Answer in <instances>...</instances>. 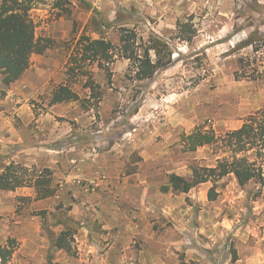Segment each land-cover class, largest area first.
<instances>
[{"label":"rangeland","instance_id":"374dc122","mask_svg":"<svg viewBox=\"0 0 264 264\" xmlns=\"http://www.w3.org/2000/svg\"><path fill=\"white\" fill-rule=\"evenodd\" d=\"M54 3L47 0L31 12L37 37L51 47L43 55H33L30 68L9 87L0 72V110L7 114L0 121V147L8 144L0 153V167L14 163L27 168L29 176L39 175L45 168L37 165L39 155L32 150L36 147L63 152L67 158L62 164L60 153L54 154L56 196L35 204L36 195L28 197L32 190L27 189L26 196H17L14 202L17 216L9 217L13 223L33 222L32 217H37L34 222L49 242L47 262L56 264L60 256L78 255L79 232L90 225L73 216L75 206H86L84 199L73 195L76 191L67 188L68 178L73 187L95 192L98 182L81 174L97 168L111 177H143L157 191H165L170 175L190 178L195 166L214 167L223 156L212 146L189 151L186 137L198 128L225 135L264 110V74L256 73L257 80L235 75L240 58L251 60L244 63L249 74L264 71V0H63L72 13L62 18L56 17L59 11ZM180 21L197 29L191 43L176 38ZM121 28L135 29L145 40L156 34L170 42L173 65L145 81L136 80L131 63L124 59L105 71L94 65L89 70L95 92L85 87L88 77L67 75L70 55L82 36L117 44ZM258 28L260 52L253 47L239 49ZM60 85H69L79 101L51 105ZM8 97L25 105L16 101L6 110L1 106ZM213 187L218 197L209 201ZM178 195L181 208L172 215L166 200L164 209L134 222L164 235V247L158 252L163 262L157 264H264V187L256 182L241 187L231 175ZM67 217L79 223L73 228L78 231L72 255L53 244L66 228L61 219ZM92 226L106 235L98 224ZM3 231L4 240L8 234ZM108 242L96 252L102 255ZM132 244L126 248L130 258L125 264H156L151 256L156 254L157 242L150 235L147 248L136 239ZM14 245L19 248L17 241ZM146 250L149 255H143Z\"/></svg>","mask_w":264,"mask_h":264},{"label":"trees","instance_id":"16d2710c","mask_svg":"<svg viewBox=\"0 0 264 264\" xmlns=\"http://www.w3.org/2000/svg\"><path fill=\"white\" fill-rule=\"evenodd\" d=\"M46 2L47 0H0V72L6 87L24 76L30 68L33 55H43L51 47L37 37V25L31 16L32 10ZM251 8L247 6V9ZM54 9L59 11L57 18L70 17L72 13L70 9L65 8L63 0H55ZM177 28L176 38L180 41L191 43L197 36V29L192 24L180 21ZM261 35L258 28L247 40L239 44V49L253 47L255 53L260 52V46L257 45L261 41ZM119 59L131 63L136 80L145 81L173 65L174 50L170 42L156 34L145 40L138 31L129 28L120 29V40L117 44L106 39L93 40L91 37L82 36L70 55L67 75L74 78L88 77L85 87L95 92L96 87L89 67L97 65L103 71L109 70ZM246 60L251 62L249 58L239 59L240 69L235 74L236 78L257 80V74L261 76L264 71L255 70V74H249L245 69L247 66L244 65ZM98 95L101 101L102 94ZM79 99V95L69 85H60L52 94L51 105ZM186 140L189 151L195 152L201 147L212 146L221 151L223 156L218 158L214 167L195 166L190 178L170 175L169 187H165V191L171 188L174 193L188 194L202 184H215L231 175L241 187L251 182L264 187V110L249 116L238 130L218 136L214 131L198 128L186 137ZM27 172V168L21 165L12 163L6 166L0 173V190L16 191L19 188L32 187L36 190L35 200L56 196L58 184H54L52 170L45 169L35 177L27 175ZM217 197L216 187L211 188L208 193L209 201H216ZM60 224L66 225V228L56 237L53 244L56 249L72 255L78 231L73 228L74 225L79 226V223L67 217L65 221L61 219ZM15 243V240L10 239L6 247L0 246L1 264L9 263L17 248ZM48 263L54 264L53 261Z\"/></svg>","mask_w":264,"mask_h":264},{"label":"crops","instance_id":"0c3cea01","mask_svg":"<svg viewBox=\"0 0 264 264\" xmlns=\"http://www.w3.org/2000/svg\"><path fill=\"white\" fill-rule=\"evenodd\" d=\"M18 100L19 98L13 100L8 97L5 104L1 107L7 110L12 103L16 101V103H22V106L25 105L21 102V99ZM6 115L3 109L0 110V121L4 122L6 120ZM4 144L5 145H2L3 148L0 147V153H3V149L5 151L8 147L7 143ZM9 148L11 149V147ZM32 150L39 155L37 165L39 167L43 166L45 169H50L53 172L55 168L52 163L53 159L56 158V156H54L55 153H60L61 156L59 158L62 164L67 162V158L65 159L63 152H57L47 147L43 148L44 151L41 149L39 150L37 147ZM9 165L10 164L7 166ZM85 165L86 164L80 166L81 172ZM5 167H0V173L4 171ZM55 170L57 171V169ZM102 172H104L102 169L99 171L97 168H91L90 170L83 171L81 174L82 177L87 180L95 183L96 181L98 182L99 189L92 193H86V191L82 190L80 187H73L71 184L72 178H68L67 188L76 191L73 195L78 197L77 199H84L86 206L84 208L75 206L76 208L72 211L73 216L82 224H84L85 219L88 220L90 225L82 227L79 232L80 238L77 240L79 246L78 255L76 257L66 255L60 256L56 260V264H125L130 258L126 248L131 247L135 239L140 241L141 244L147 248L149 235L150 238L152 237V240L157 242L156 254L155 256H151V258L155 259L153 261H155L156 264L159 261L163 262L158 252L159 247H164V235H161L155 230H151L150 232L148 227L145 229L139 224H134V222L138 223L141 219L145 220L146 217L153 212L155 213L164 209L166 200L169 202L166 204L167 212H170L172 215L173 210L181 208L178 193L175 194L171 188L169 191H157L155 189L157 187L143 177L136 178L126 176L125 178H120L114 175L111 177L109 174L108 176L107 174L102 175ZM106 176L109 177V180L105 182L104 180L107 179ZM166 187H169V185ZM27 189L32 190L28 197H32L34 194L36 195V190L30 187L19 188L16 191L0 190V231L4 230L3 233L7 231L6 233L8 234L4 240L0 237V246L6 247L10 239H15L19 244V248L15 250L8 264H47L46 250L49 249V242L42 236L41 225L35 224L34 222L37 217H32L34 223H25L20 220L13 223L9 220V217L13 216L14 218L17 216L14 203L17 196H26L25 193ZM68 192H70V190H68ZM35 197L33 199H35ZM174 197L177 199L174 200ZM45 200H36L34 203H41ZM170 200H172V202ZM173 200L179 201L174 202ZM5 223L9 224L5 225ZM94 223L101 226V231L106 233V235L98 233L94 229L95 227L92 226ZM96 237L98 239H95ZM105 242H108V247L104 253L100 255L96 251L102 243L105 245ZM147 252H149V250L143 251L142 253L145 255ZM91 253H93V255ZM147 255H149V253H147ZM1 262L2 259L0 257V264ZM137 262L138 261H136V263Z\"/></svg>","mask_w":264,"mask_h":264}]
</instances>
